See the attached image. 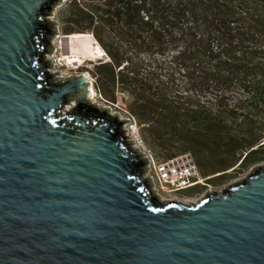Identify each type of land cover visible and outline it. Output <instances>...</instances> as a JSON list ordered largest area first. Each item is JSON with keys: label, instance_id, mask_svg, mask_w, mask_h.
<instances>
[{"label": "water", "instance_id": "95a60500", "mask_svg": "<svg viewBox=\"0 0 264 264\" xmlns=\"http://www.w3.org/2000/svg\"><path fill=\"white\" fill-rule=\"evenodd\" d=\"M62 1L0 0V264H264V163L159 198L122 125L74 107L95 106L86 72L49 69Z\"/></svg>", "mask_w": 264, "mask_h": 264}, {"label": "trees", "instance_id": "16d2710c", "mask_svg": "<svg viewBox=\"0 0 264 264\" xmlns=\"http://www.w3.org/2000/svg\"><path fill=\"white\" fill-rule=\"evenodd\" d=\"M61 11L78 52L97 40L108 55L82 69L158 159L188 152L210 183L264 160V0H67ZM74 107L122 131L106 109Z\"/></svg>", "mask_w": 264, "mask_h": 264}, {"label": "rangeland", "instance_id": "374dc122", "mask_svg": "<svg viewBox=\"0 0 264 264\" xmlns=\"http://www.w3.org/2000/svg\"><path fill=\"white\" fill-rule=\"evenodd\" d=\"M66 1L67 0H63L62 2L55 4L53 6L51 14L49 15V18L54 21V26H55L54 29L57 30L58 34L54 35L53 37L50 38V43H51V46L53 48L49 54L44 53V57L50 59V65H49L50 71L54 72L57 76H59L62 79L66 78L68 76L79 74V73L85 71V72H88L89 76L95 80V78L91 75L89 70H85L82 68H92L93 62L95 60H97V59L107 60L108 55L106 54L104 49L97 42V40L94 38L93 35L92 36L96 40V42H92V44H90V52L89 53L85 54L83 52H78L75 49V43L72 39V36H71V34H66L63 32V29H62L63 24H62L61 19H60V18H62V15H63L61 9L65 5ZM67 35H69V37H70L69 42H67V37H66ZM63 54L64 55L74 54L75 60L74 61H68L66 58L63 57ZM93 83H94V81H93ZM94 90H95V94L92 98L90 97L89 102L94 104L97 107L107 109V111L110 114L116 113L118 116V119H127V121L121 123L122 128L124 129V135L126 136L128 141L130 142L131 146L137 152H139L141 154V157H144L143 152L141 150L142 148H141L139 142L135 140L134 136H131V135L127 136L126 128L129 127L130 122H131V120H129V117L132 118V116L128 113V110L124 107L122 101L119 99L117 101V103L114 104V106L113 105L110 106V104L105 102V99L103 98V96L100 95V93H98V91H96L95 86H94ZM137 126H138V129L140 132V125L138 123H137ZM128 134H129V132H128ZM140 134H141V132H140ZM148 147H150V146H148ZM158 160H160V159H158ZM262 163H264V160L261 161V163H259V164H262ZM142 168H143L142 176L145 177V175L148 171L147 165L144 164ZM251 168L249 167L248 169H245L244 171H241V170L231 171L227 176H222L221 178L217 179V181H218L217 183H210V182H207L205 179L201 178L202 181L197 183V187H195V189H193L184 198L188 199L189 201H197V200L205 197L206 194L209 193L210 191L222 190L225 186L245 177L251 171ZM150 187L157 194V196L161 199L166 200V199H169L172 197V195L165 194V193H162V195H159L157 193V190H156L154 184H152L151 182H150Z\"/></svg>", "mask_w": 264, "mask_h": 264}, {"label": "built area", "instance_id": "2783aa9c", "mask_svg": "<svg viewBox=\"0 0 264 264\" xmlns=\"http://www.w3.org/2000/svg\"><path fill=\"white\" fill-rule=\"evenodd\" d=\"M90 80L94 81L92 77H90ZM129 120L131 122L129 127L126 128L127 136H134L135 140L139 142L148 168L145 177L147 176L149 181L154 184L159 195H162V193L173 195L205 179L200 176L198 166L188 152L171 159L158 160L154 152L143 140L135 118L132 116V118L129 117Z\"/></svg>", "mask_w": 264, "mask_h": 264}, {"label": "flooded vegetation", "instance_id": "af4514ba", "mask_svg": "<svg viewBox=\"0 0 264 264\" xmlns=\"http://www.w3.org/2000/svg\"><path fill=\"white\" fill-rule=\"evenodd\" d=\"M197 187V184H193L189 186L188 188H185L183 190H180L172 195L169 199H176V200H182V201H189L188 199H185L184 197L188 195L193 189Z\"/></svg>", "mask_w": 264, "mask_h": 264}, {"label": "bare ground", "instance_id": "6f19581e", "mask_svg": "<svg viewBox=\"0 0 264 264\" xmlns=\"http://www.w3.org/2000/svg\"><path fill=\"white\" fill-rule=\"evenodd\" d=\"M69 39H70V37H69V35H67V42H69ZM63 57L66 58L68 61H74L75 60V55L74 54H68V55H64L63 54ZM86 74L89 76L88 72H86ZM89 78H90V76H89ZM94 94H95V90H94V87L92 86L91 87V95H92L91 98L94 96Z\"/></svg>", "mask_w": 264, "mask_h": 264}]
</instances>
